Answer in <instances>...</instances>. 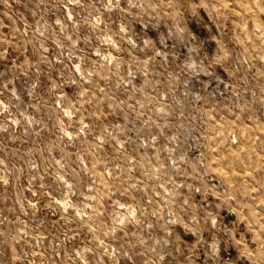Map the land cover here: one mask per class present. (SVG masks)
Returning a JSON list of instances; mask_svg holds the SVG:
<instances>
[{"label":"rangeland","instance_id":"rangeland-1","mask_svg":"<svg viewBox=\"0 0 264 264\" xmlns=\"http://www.w3.org/2000/svg\"><path fill=\"white\" fill-rule=\"evenodd\" d=\"M0 264H264V0H0Z\"/></svg>","mask_w":264,"mask_h":264}]
</instances>
